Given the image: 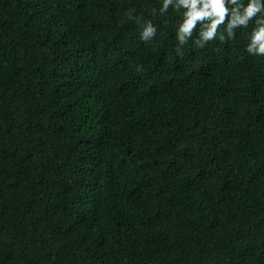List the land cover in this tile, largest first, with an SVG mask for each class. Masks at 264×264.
Listing matches in <instances>:
<instances>
[{"label":"trees","instance_id":"obj_1","mask_svg":"<svg viewBox=\"0 0 264 264\" xmlns=\"http://www.w3.org/2000/svg\"><path fill=\"white\" fill-rule=\"evenodd\" d=\"M161 3L0 0V264H264L255 17L177 52Z\"/></svg>","mask_w":264,"mask_h":264},{"label":"clouds","instance_id":"obj_2","mask_svg":"<svg viewBox=\"0 0 264 264\" xmlns=\"http://www.w3.org/2000/svg\"><path fill=\"white\" fill-rule=\"evenodd\" d=\"M170 6L181 15L176 28L177 52L193 36L198 22L201 29L195 44L203 47L216 38L221 42L232 39L237 28L247 27L255 17V26L245 47L251 55L264 56V0H162L159 12L164 14ZM222 24H225V28L218 33V27ZM156 31V26L151 21H146L140 38L150 40Z\"/></svg>","mask_w":264,"mask_h":264}]
</instances>
